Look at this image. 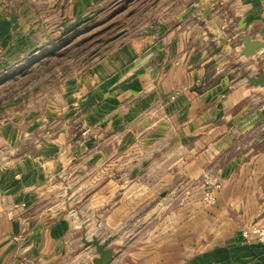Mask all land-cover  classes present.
I'll return each mask as SVG.
<instances>
[{
  "label": "crops",
  "instance_id": "crops-1",
  "mask_svg": "<svg viewBox=\"0 0 264 264\" xmlns=\"http://www.w3.org/2000/svg\"><path fill=\"white\" fill-rule=\"evenodd\" d=\"M64 1L72 15L105 0H0V59L8 60L19 31L31 23L46 24L50 16L61 24ZM247 38L264 43V0H154V26L144 38L152 47L149 56L154 55V72L146 76L154 80L145 85L154 83V141L188 143L191 158L199 162L180 161L185 168L172 177L200 179L211 172L218 190L215 205L195 199L183 212L182 264H264V247L242 237L245 229L264 226V134L256 139L254 133L264 122V97L254 96L260 86L249 88L227 77L209 82L218 62L241 58ZM129 40L139 44L142 38ZM245 62L248 69L264 66V50ZM131 74L120 72L102 92H115L116 85L128 92L133 82L137 91L143 72L136 68ZM38 112L0 125V264H62L79 244L82 221L70 211L72 198L62 199L68 185L52 180L82 152L64 134H52L57 123L47 125ZM151 122L136 120V133ZM172 131L176 135L169 138ZM82 169L79 178L94 174V167ZM70 170L79 173L80 167Z\"/></svg>",
  "mask_w": 264,
  "mask_h": 264
},
{
  "label": "rangeland",
  "instance_id": "rangeland-1",
  "mask_svg": "<svg viewBox=\"0 0 264 264\" xmlns=\"http://www.w3.org/2000/svg\"><path fill=\"white\" fill-rule=\"evenodd\" d=\"M68 9L64 1L61 24L48 16L46 24L31 23L21 29L12 55L0 59V125L39 111L48 121L45 124L57 123L49 130L52 134H64L82 152L52 180L67 183L62 199L72 198L70 211L74 209L73 215L82 221L81 226L78 221V247L67 256L71 260L62 264H94L101 258L96 241L107 245L110 264H182L183 212L195 199L212 206L205 199L210 190L217 198L218 190L211 172L200 179L172 177L185 168L180 161L199 162L191 158L188 143L185 150L158 134L154 141L158 129L154 128V83L145 86L154 80L146 78L154 72V55L149 56L152 47L144 39L154 26V0H105L72 15ZM135 38H142L141 43L129 40ZM263 50L252 57L242 52L241 58L234 55L221 65L217 61L210 84L227 77L257 87L249 78L264 76V66L248 69L244 61ZM224 66L223 72H217ZM136 68L143 72L142 95L140 87L135 91L134 82L128 84V92H119L117 85L115 92H102L103 85L120 72H130L132 77ZM255 91L256 99L264 97V88ZM136 103L141 108L136 109ZM146 118L153 121L151 126L136 133L135 121ZM254 133L256 139L264 134V122ZM175 135L172 131L169 138ZM128 159L134 160L118 175L117 168ZM75 165L79 173H71L70 166ZM86 166L94 167V174L79 178ZM104 184H110L106 192Z\"/></svg>",
  "mask_w": 264,
  "mask_h": 264
},
{
  "label": "water",
  "instance_id": "water-1",
  "mask_svg": "<svg viewBox=\"0 0 264 264\" xmlns=\"http://www.w3.org/2000/svg\"><path fill=\"white\" fill-rule=\"evenodd\" d=\"M244 55L246 57H252L262 49H264V43L259 41H253L251 38H247L244 42ZM251 83L255 86H260L264 88V76H261L258 79L250 80ZM95 246L98 249V252L101 255V258L94 260V264H110L112 261V256L108 254L105 249L107 245H100L99 242H95Z\"/></svg>",
  "mask_w": 264,
  "mask_h": 264
},
{
  "label": "built area",
  "instance_id": "built-area-1",
  "mask_svg": "<svg viewBox=\"0 0 264 264\" xmlns=\"http://www.w3.org/2000/svg\"><path fill=\"white\" fill-rule=\"evenodd\" d=\"M210 191L211 193H208L205 201L209 205H215L217 202V198L215 197L212 190ZM243 238L247 243L250 242L251 240H256L257 243H259L264 247V227L260 228V227L252 226L250 229H247L243 233Z\"/></svg>",
  "mask_w": 264,
  "mask_h": 264
}]
</instances>
